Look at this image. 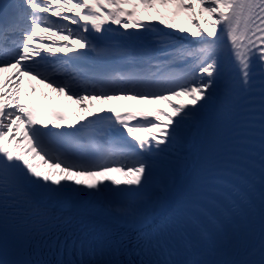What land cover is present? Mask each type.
<instances>
[{
    "label": "snow or ice",
    "instance_id": "obj_1",
    "mask_svg": "<svg viewBox=\"0 0 264 264\" xmlns=\"http://www.w3.org/2000/svg\"><path fill=\"white\" fill-rule=\"evenodd\" d=\"M3 8L0 236L5 240L11 227L28 238L46 237L43 242L61 255L67 250L79 257L57 264H113L94 259L97 249L89 232L70 219L63 227H28L48 205L77 206L135 230L136 254L151 255L163 241L144 230L158 211L182 190L165 228L178 231L195 219L186 213L187 206L207 181L219 178L215 173L225 161H210L185 186L191 165L183 152L186 138L200 135L222 95L236 106L258 93L264 133V0H15ZM25 78L86 114L71 120L66 112L26 103ZM119 100L163 107L92 111L84 103ZM168 156L166 179L154 198L107 207L110 196L146 191L154 183L157 162ZM37 158L47 171L34 162ZM260 168L259 191L253 196L234 185L238 195L227 213L258 196L264 216V135ZM21 212L22 226L16 221ZM225 214L204 219L216 224ZM140 264L175 262L142 258ZM243 264H264V254L260 261Z\"/></svg>",
    "mask_w": 264,
    "mask_h": 264
},
{
    "label": "bare ground",
    "instance_id": "obj_2",
    "mask_svg": "<svg viewBox=\"0 0 264 264\" xmlns=\"http://www.w3.org/2000/svg\"><path fill=\"white\" fill-rule=\"evenodd\" d=\"M122 31V30H121ZM44 35H47L45 33ZM115 42V41H114ZM186 43L191 44V40L189 39L186 41ZM35 89L33 91L32 89ZM24 89L27 92V96L24 98L25 102H31L32 100L36 98H46L53 103L65 106L71 109L74 113V116L71 120H75L77 116L84 115L86 113H80L79 108L76 104H74L72 101H69L65 99L64 97H57L55 93H52L50 89H47L44 87V85L39 84L37 81L32 80L29 81L27 78L24 80ZM251 98H241L236 102V106L234 107V114L232 118L231 127L227 132H221L217 137L215 138V145L218 146L219 150L221 151V161H225V163H222L220 165L219 173H222L224 171V167L226 164L233 159V156L236 154L238 147L241 145V139L243 137V130L245 129V122L247 120V114L249 113V105ZM179 102V101H177ZM223 102V95L221 97V102L218 104L216 110L214 111V115L218 113L219 109L222 106ZM85 104L90 103L93 107L90 109L92 111H95L101 107H117V108H135V107H156L160 106L163 107V105H143L138 104L136 101L131 100H119V101H109L101 104L100 102H94V101H85ZM204 128L201 130V133L198 137H196L194 140L191 137L186 138L185 148L183 155H185L190 162L191 167L189 168L188 172L186 173L184 179H185V185L188 183H191L192 179L196 176L197 172L200 169V166L203 162L204 156L206 154V149L209 146L210 143V137L209 131H206L207 134L204 133ZM169 157V156H168ZM163 158H161L160 161L157 162V165H161L163 162ZM35 163L41 165V169L44 171L48 170L47 165H44L39 158H37ZM58 171V170H57ZM219 174L216 176L218 177ZM115 178H122L119 174H113ZM218 182V179H213L210 186L203 192L202 200L206 199L210 196V194L213 191L214 185ZM182 190L176 194L174 199L170 201L169 206L167 208H162L158 211L156 214L155 220L162 218L164 214L169 210V208L175 203L176 200H178ZM126 196H110L108 198V202H113L114 200L122 201ZM57 208L60 210H66L68 207H62L60 205H48L44 209H53ZM114 208V207H113ZM91 218L97 219L99 221L106 222L107 224H110L112 226H116L118 228H127L128 226L118 222L117 220H114L107 215L103 214L102 212L95 210L94 213L89 214ZM262 252L260 255H257L249 262H257L261 260Z\"/></svg>",
    "mask_w": 264,
    "mask_h": 264
},
{
    "label": "rangeland",
    "instance_id": "obj_3",
    "mask_svg": "<svg viewBox=\"0 0 264 264\" xmlns=\"http://www.w3.org/2000/svg\"><path fill=\"white\" fill-rule=\"evenodd\" d=\"M190 39V38H189ZM164 159V163L161 165H157V172L154 178V183L146 190L147 197L144 202L149 201L150 199L154 198L157 193V187L159 184H161L166 179V169L168 166V160L171 159V157H162ZM167 161V162H165Z\"/></svg>",
    "mask_w": 264,
    "mask_h": 264
}]
</instances>
